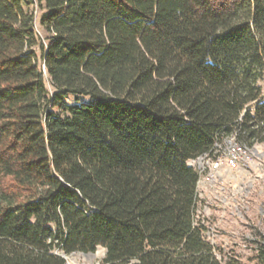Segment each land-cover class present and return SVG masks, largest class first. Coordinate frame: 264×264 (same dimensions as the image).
I'll return each instance as SVG.
<instances>
[{"label":"trees","instance_id":"obj_1","mask_svg":"<svg viewBox=\"0 0 264 264\" xmlns=\"http://www.w3.org/2000/svg\"><path fill=\"white\" fill-rule=\"evenodd\" d=\"M263 80L264 0H0V264H240L192 162L264 143Z\"/></svg>","mask_w":264,"mask_h":264},{"label":"rangeland","instance_id":"obj_2","mask_svg":"<svg viewBox=\"0 0 264 264\" xmlns=\"http://www.w3.org/2000/svg\"><path fill=\"white\" fill-rule=\"evenodd\" d=\"M29 9L34 15V29L44 39L38 25L42 11L36 5ZM45 82L51 92L47 78ZM261 86L264 92V80ZM87 100L79 97L76 101L69 96L66 102L79 104ZM250 151V164L236 170L224 167L220 182H208L203 174L200 176L194 209L195 222L205 226L204 238L214 248L217 258L220 249L223 254L237 257L240 264H254L255 245L264 242V143L255 144ZM197 166L205 168V161L194 164L195 169ZM103 257V251L98 249L86 257L72 259L75 264H102Z\"/></svg>","mask_w":264,"mask_h":264},{"label":"built area","instance_id":"obj_3","mask_svg":"<svg viewBox=\"0 0 264 264\" xmlns=\"http://www.w3.org/2000/svg\"><path fill=\"white\" fill-rule=\"evenodd\" d=\"M251 160L252 156L250 149L239 144L234 135L221 139V142L217 140L210 153L192 162L194 166L196 163L199 164L200 161H205V168L200 169V167L197 166V169H195L199 175L196 191H198L200 176H202V174L208 182H220V180L223 179L220 173L224 167L233 170L240 167L245 168L250 164ZM62 257L65 260V264H75L72 259L73 257Z\"/></svg>","mask_w":264,"mask_h":264},{"label":"crops","instance_id":"obj_4","mask_svg":"<svg viewBox=\"0 0 264 264\" xmlns=\"http://www.w3.org/2000/svg\"><path fill=\"white\" fill-rule=\"evenodd\" d=\"M75 256H79V257H86V255H75Z\"/></svg>","mask_w":264,"mask_h":264}]
</instances>
